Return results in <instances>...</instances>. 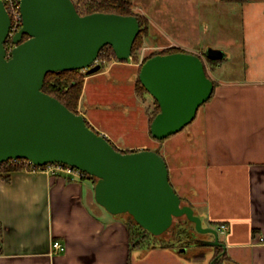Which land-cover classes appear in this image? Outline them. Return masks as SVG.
I'll return each instance as SVG.
<instances>
[{
    "label": "crops",
    "instance_id": "obj_1",
    "mask_svg": "<svg viewBox=\"0 0 264 264\" xmlns=\"http://www.w3.org/2000/svg\"><path fill=\"white\" fill-rule=\"evenodd\" d=\"M222 1L242 5L239 47L245 70L239 81L219 82L210 75L218 86L213 98L204 104L195 128V132L201 130L200 136L196 133L198 143L193 139L186 148L188 153H195L199 168L189 184L160 149H150L155 141L150 134L154 107L145 93H137L139 63L114 60L105 67L98 63L102 69L87 76L78 110L96 131L98 127L84 109V104L90 103V82H101L115 69L129 70L131 80L127 75L120 77L121 82L131 81L138 103L148 106L142 118L144 139L122 147L108 131L98 133L123 151L162 154L182 203L206 221V228L218 231L222 225L227 226L226 231L218 232L225 245L224 249L220 247L225 256L220 264H264V0ZM164 37L166 43L154 45L179 46L191 54L200 50L180 43L171 33ZM224 54L217 61L226 60ZM173 148L174 144L166 151ZM9 178L7 181L0 176V264H201L193 256L203 252L205 261L211 263L215 255L214 248L204 245L190 246L184 252L179 247L131 248L125 216H113L96 202V181L90 178L25 170ZM202 238L214 240L211 235ZM55 241L65 246V252L54 250Z\"/></svg>",
    "mask_w": 264,
    "mask_h": 264
},
{
    "label": "water",
    "instance_id": "obj_2",
    "mask_svg": "<svg viewBox=\"0 0 264 264\" xmlns=\"http://www.w3.org/2000/svg\"><path fill=\"white\" fill-rule=\"evenodd\" d=\"M0 0V164L24 159L38 166L62 163L97 179L96 202L113 216L129 214L154 236L186 217L196 233L214 240L202 245L225 248L216 229L203 226L191 206L173 188L166 161L156 151L124 154L87 125L81 114L43 92L49 73L102 69V48L111 46L117 60L132 57L141 26L136 16L94 13L81 16L72 0H21L23 27L8 57L11 21ZM25 36L29 38L23 42ZM209 59L222 51L209 49ZM139 80L160 106L150 134L164 141L197 117L214 93L202 58L191 53L157 55L145 61ZM184 252L185 248L180 249Z\"/></svg>",
    "mask_w": 264,
    "mask_h": 264
},
{
    "label": "rangeland",
    "instance_id": "obj_3",
    "mask_svg": "<svg viewBox=\"0 0 264 264\" xmlns=\"http://www.w3.org/2000/svg\"><path fill=\"white\" fill-rule=\"evenodd\" d=\"M130 2L132 11L141 15L145 21V33L141 42L143 46L136 54L137 61L133 57L130 60L142 63L153 53L171 48L187 53L185 48L179 46L164 48L154 45L160 42L166 43L168 39L164 36L171 33L172 37L180 43L200 48L195 55L202 58L207 74L212 75L215 80L239 81L242 78L245 64L244 57L240 54L241 23H238L242 16V5H230L222 0H130ZM155 22L158 25H155ZM154 34L159 35L157 37ZM211 48L226 53V60L217 63L209 61L206 53ZM127 75L130 79L132 74L129 70L115 69L108 78L100 80L101 82H90L87 95L90 103L89 106L87 102L84 104V109H87L88 115L92 116L98 127L96 131L99 133L102 130L108 131L117 141L116 143L122 147L144 139L142 118L143 110L148 107L147 104L138 103L131 81L121 82L120 77L125 78ZM145 94L149 99L148 102H153L155 109L154 99L150 94ZM203 111L204 105L198 110L196 121L186 126L178 135L175 134V138L169 137L164 141L154 139V145L150 148L157 151L160 149L168 161L172 164L174 162L179 173L182 174L183 181L187 184L190 183V177L197 169L198 158L195 153H188L186 148L193 144V139L196 144L198 143L196 133L200 136L201 130L195 132V128L200 124ZM169 144H174L175 148L166 151ZM171 175H174L173 171ZM186 220L182 217L176 221L175 225ZM205 225H207L206 221L203 222L204 227ZM161 238L172 239V231ZM205 260H202L201 264L210 263L209 259Z\"/></svg>",
    "mask_w": 264,
    "mask_h": 264
},
{
    "label": "trees",
    "instance_id": "obj_4",
    "mask_svg": "<svg viewBox=\"0 0 264 264\" xmlns=\"http://www.w3.org/2000/svg\"><path fill=\"white\" fill-rule=\"evenodd\" d=\"M72 1L74 2L76 9L81 16H86V15H90L94 13H105V14H114V15L118 14V15H123V16H136L140 22L141 31L138 37L136 38L134 45H132L133 46L132 57L133 59H135V61H137L136 54L138 50L143 46L141 45V42H142L143 34L145 33L144 31L145 21L143 20L141 15L132 11L130 0H72ZM28 38H29L28 36H25L23 39V42L26 41ZM173 53H186V52L179 50L177 48H171L169 50L153 53L151 56L147 57L145 61L157 55H168V54H173ZM207 59L211 62H215V63L219 62L215 59H209V58ZM98 60L103 65V67H105L112 61L117 60V58L111 46H106L102 48ZM128 61L129 60L120 61V62H128ZM140 69H141V66L139 67V72H140ZM207 76L211 78L208 74ZM86 78H87L86 73L82 71H65V72H60V73H49L46 76L45 81H44V86H43L44 91L43 92L58 99L61 103H64V105L70 111L76 114H80L78 109H79L80 100L82 98L83 91L85 88ZM213 84H214V93L212 97L214 96L215 90L218 86L214 80H213ZM136 87L138 90L137 92H139L138 95L141 96L142 93L143 94L148 93L146 89L144 88V86L141 84L139 80V75L137 78ZM154 102H155V109L152 112L153 114L150 118V123H152L156 115L160 113V106L158 105L156 100H154ZM87 125L91 128L88 122H87ZM91 130H93V128H91ZM114 148L117 151L122 152L124 154L135 152V151H123V150L118 149L115 146ZM0 169H1V172L4 173L3 174L4 179L8 181L12 173L23 171L24 166L19 161L17 162L8 161L6 163L0 164ZM83 178H90L97 182L96 178L89 176L87 173L83 174ZM121 216H128V217H125L126 219L124 222L129 229L131 248L140 249L143 247H147L151 249H154V248H169V249L172 248L173 249L176 247L189 248L190 246H193V245L202 246L201 244L202 240H196V239L191 240V239L192 237L194 238V236H200L202 238L205 235L196 233L195 225L189 222L188 220H186L183 223L181 222L180 224L175 225L176 221L181 218L174 219L175 223L173 224L172 228L169 230V232L172 231L173 238L170 240H163L161 237L165 236L164 234L162 236H154L148 231H146L145 229H143L140 225L136 224L133 217L130 216L129 214H122ZM207 248L213 249L209 247ZM214 251H215V255L213 256L210 264H220L221 261L225 259V256L222 255V249L220 247H215ZM204 259H206V257H205V253L203 252L198 253L197 255L193 256L194 261H202Z\"/></svg>",
    "mask_w": 264,
    "mask_h": 264
},
{
    "label": "built area",
    "instance_id": "obj_5",
    "mask_svg": "<svg viewBox=\"0 0 264 264\" xmlns=\"http://www.w3.org/2000/svg\"><path fill=\"white\" fill-rule=\"evenodd\" d=\"M5 6V10L7 11L9 17H10V21H11V26H10V33H9V37L7 39L6 42V51H7V55L8 57L11 56L12 51H14L13 49L17 46L14 43V38L16 37V35L20 32V30L23 27V18H22V14H21V0H2ZM143 56V55H142ZM11 161H19L21 162V164L24 166V170L31 172V173H47V174H59V173H63L66 174L68 176H72V177H77V178H83V174L84 172L79 171L78 169L62 164V163H49L47 165L44 166H38L36 164H34L33 162L29 161V160H24V159H18V160H11ZM3 172H1L0 169V176H3ZM227 230V226L226 225H222L219 228V232H224ZM53 248L55 251L58 252H65L66 248L63 244H61L60 242H54L53 244Z\"/></svg>",
    "mask_w": 264,
    "mask_h": 264
},
{
    "label": "flooded vegetation",
    "instance_id": "obj_6",
    "mask_svg": "<svg viewBox=\"0 0 264 264\" xmlns=\"http://www.w3.org/2000/svg\"><path fill=\"white\" fill-rule=\"evenodd\" d=\"M202 240L203 238H201L200 236H194V238L192 237V240ZM203 241V240H202ZM208 249V248H207Z\"/></svg>",
    "mask_w": 264,
    "mask_h": 264
}]
</instances>
